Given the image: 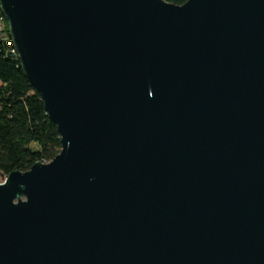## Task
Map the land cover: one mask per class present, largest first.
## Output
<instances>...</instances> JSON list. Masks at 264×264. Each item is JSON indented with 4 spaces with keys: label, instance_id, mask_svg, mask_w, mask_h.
Masks as SVG:
<instances>
[{
    "label": "water",
    "instance_id": "water-1",
    "mask_svg": "<svg viewBox=\"0 0 264 264\" xmlns=\"http://www.w3.org/2000/svg\"><path fill=\"white\" fill-rule=\"evenodd\" d=\"M61 135L0 183V264H264V0H0Z\"/></svg>",
    "mask_w": 264,
    "mask_h": 264
},
{
    "label": "trees",
    "instance_id": "trees-1",
    "mask_svg": "<svg viewBox=\"0 0 264 264\" xmlns=\"http://www.w3.org/2000/svg\"><path fill=\"white\" fill-rule=\"evenodd\" d=\"M183 5L188 0H166ZM0 30V176L51 162L62 150L61 135L41 95L14 53L9 22Z\"/></svg>",
    "mask_w": 264,
    "mask_h": 264
},
{
    "label": "built area",
    "instance_id": "built-area-1",
    "mask_svg": "<svg viewBox=\"0 0 264 264\" xmlns=\"http://www.w3.org/2000/svg\"><path fill=\"white\" fill-rule=\"evenodd\" d=\"M4 17L6 18V16L4 15V13L2 11L1 5H0V30L5 29L4 28V21H3V18ZM9 34H10V32H9ZM10 37H11V35H10ZM11 39H12V37H11ZM12 41H13V39H12ZM14 53H16L18 55V52L16 50V47H15Z\"/></svg>",
    "mask_w": 264,
    "mask_h": 264
},
{
    "label": "rangeland",
    "instance_id": "rangeland-1",
    "mask_svg": "<svg viewBox=\"0 0 264 264\" xmlns=\"http://www.w3.org/2000/svg\"><path fill=\"white\" fill-rule=\"evenodd\" d=\"M4 181H5L4 177L3 176H0V183H2Z\"/></svg>",
    "mask_w": 264,
    "mask_h": 264
}]
</instances>
